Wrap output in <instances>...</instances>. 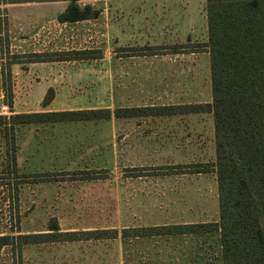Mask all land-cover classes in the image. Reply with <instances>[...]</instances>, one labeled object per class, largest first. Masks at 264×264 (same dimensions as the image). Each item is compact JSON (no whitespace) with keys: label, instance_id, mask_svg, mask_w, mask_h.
I'll return each mask as SVG.
<instances>
[{"label":"rangeland","instance_id":"obj_1","mask_svg":"<svg viewBox=\"0 0 264 264\" xmlns=\"http://www.w3.org/2000/svg\"><path fill=\"white\" fill-rule=\"evenodd\" d=\"M93 3L106 12L93 25L28 34L0 26V115L111 111L16 125L15 170L0 127V235L57 227L108 237L16 240L0 248V264H222L218 233L131 237L132 228L218 219L215 173H192L215 160L212 114L113 115L211 102L205 0Z\"/></svg>","mask_w":264,"mask_h":264},{"label":"trees","instance_id":"obj_2","mask_svg":"<svg viewBox=\"0 0 264 264\" xmlns=\"http://www.w3.org/2000/svg\"><path fill=\"white\" fill-rule=\"evenodd\" d=\"M60 22L96 18L70 0ZM211 102L117 108L116 118L210 112L213 117L215 160L196 164L192 173L214 172L218 219L210 222L163 224L132 228L131 237L218 233L222 264H264V0H205ZM52 96L44 102L49 104ZM109 109L47 110L0 115L8 164L15 170V126L108 118ZM80 173H85L81 171ZM108 233L110 230H104ZM127 229L121 237L126 238ZM0 235V248L14 241L22 246L73 240L74 236L106 238L98 231ZM104 233V232H103ZM116 237L117 230H112ZM70 235V238H64ZM126 236V237H125Z\"/></svg>","mask_w":264,"mask_h":264},{"label":"crops","instance_id":"obj_3","mask_svg":"<svg viewBox=\"0 0 264 264\" xmlns=\"http://www.w3.org/2000/svg\"><path fill=\"white\" fill-rule=\"evenodd\" d=\"M70 0H10L0 1V26L6 28L7 32L32 33L36 32L37 28L54 27V32L57 29L67 25L88 26L85 23H91L97 20L106 12H98L96 18H87L73 22H60L58 16L65 12L70 4ZM79 9L82 10L85 6H90L92 10L95 8L93 0H76L75 2ZM99 11V10H98ZM42 51H51L45 50ZM152 226V225H150Z\"/></svg>","mask_w":264,"mask_h":264}]
</instances>
